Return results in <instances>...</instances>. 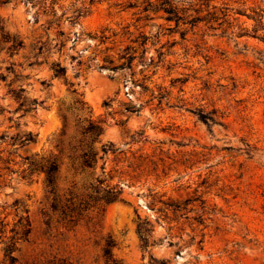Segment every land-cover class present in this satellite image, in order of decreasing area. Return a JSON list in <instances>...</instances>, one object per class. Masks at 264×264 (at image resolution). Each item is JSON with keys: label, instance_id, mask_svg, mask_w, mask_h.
<instances>
[{"label": "rangeland", "instance_id": "rangeland-1", "mask_svg": "<svg viewBox=\"0 0 264 264\" xmlns=\"http://www.w3.org/2000/svg\"><path fill=\"white\" fill-rule=\"evenodd\" d=\"M159 1L0 0L5 29L24 44L0 52V264H264V30L251 16L262 11L264 24V0H166L178 24L155 12ZM37 41L49 54L30 67ZM125 46L136 49L132 71L87 67ZM53 61L66 82L52 77ZM18 86L42 102L21 118ZM87 117L103 133L96 163L81 170ZM27 132L34 143L14 144ZM107 144L115 152L99 159ZM48 159L54 194L37 170ZM110 190L119 193L107 204Z\"/></svg>", "mask_w": 264, "mask_h": 264}, {"label": "trees", "instance_id": "trees-1", "mask_svg": "<svg viewBox=\"0 0 264 264\" xmlns=\"http://www.w3.org/2000/svg\"><path fill=\"white\" fill-rule=\"evenodd\" d=\"M10 0H2L1 3H7ZM98 0H90V4ZM151 4V2L147 1V7ZM154 8L155 12H163L165 14V21L166 22H174L175 24H178L179 20H181V17L178 16V13L175 8H173L166 0H160ZM144 11H147L146 8H144ZM262 15L263 12L259 10L252 11V19H257V27H261L262 30H264V24H262ZM102 35L98 37V42L100 45H103L106 43V41L109 39L104 35V33H101ZM62 35V34H60ZM93 39H96L93 37ZM139 47H143L146 42V37L144 35L140 34L138 36ZM264 39V36H263ZM137 42V40H136ZM59 48H62L64 45L63 41H59L57 43ZM57 45L54 46L57 47ZM24 47L23 41L17 36L10 34L4 27L3 21L0 18V52L2 50L8 51L11 55H14L17 53L20 49ZM48 48H46V42L37 41L36 44L33 46L32 51L34 52L32 54V60L28 62V66H39L42 63H46V59L43 58L40 60V58L43 57L45 53L49 54ZM112 48L105 47L103 50V56L99 57V53H102L100 51L99 53L94 54L92 58L88 60V66H91L93 64L94 67L98 70H108L110 73H116L119 71L129 70L132 71L133 62L137 58L136 49L125 46L116 56L109 55L107 52L111 51ZM143 52L140 53L138 56L139 60L143 59ZM75 61L77 67L83 66L85 63L79 58V57H72L71 62ZM152 64V59L149 60V65ZM49 68L52 72V77L56 79H63L66 82V68L62 66L59 62L53 61L49 64ZM127 78H130V81L133 85L136 84V82L133 81L134 74H129ZM42 86L47 87L48 84L45 83V81L41 82ZM141 88H145L144 86H141ZM74 92V91H73ZM11 95L13 99L17 102L18 107L16 111H20L22 114L19 116L21 118L24 114L34 112L36 109V106L38 104H41L42 102H37L35 99L29 100L27 97H25V89L22 86H18L16 89L11 90ZM161 98V97H159ZM75 106L78 107V109L83 110L85 103L80 100H75ZM103 106L108 108L109 107V101H104ZM3 109L0 108V112H2ZM139 111V108H136L135 105H126L124 107L125 113L130 114H137ZM201 120L204 122H207V118L200 116ZM212 121V120H211ZM78 123V122H77ZM83 123V126H80L79 124ZM79 125V132L81 135V141L79 145V168L81 170L83 169H90L94 166V164L97 161V153L94 152L91 145L98 140L100 135L103 133V127L102 122H95L91 120L90 117L84 118L81 122L78 123ZM36 135H33L31 132H27L22 134L21 136L16 135L14 138H11L14 144H17L18 146L22 147L24 145L34 143L35 142ZM100 151L102 153V156L99 159H102L103 155H106L107 153H114L113 146L111 144L107 145H101ZM103 169V168H102ZM37 170L41 171L45 174V185L46 188L49 189V192L54 194L55 192V177L58 172V164L55 159H48L43 160L40 163L37 164ZM119 190H113L110 192H107L104 197L101 198V201H104L105 203H111L117 199ZM173 210H176V207L173 208ZM19 221H21V218H19ZM25 222H27V217L25 218ZM142 230V233L144 235H148L150 232V228L148 224H144L143 227L140 229ZM141 232V231H140ZM28 233V229H26L23 232V236H26ZM146 244V241H144ZM113 242L111 240H107L105 244L104 249V256L108 258L110 256V248L113 247ZM13 249L12 247H9L7 249V254L10 255L12 253ZM154 261V264H168L167 261L161 260V261Z\"/></svg>", "mask_w": 264, "mask_h": 264}]
</instances>
